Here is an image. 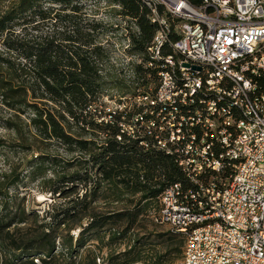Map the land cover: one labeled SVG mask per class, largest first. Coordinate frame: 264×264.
<instances>
[{"label": "trees", "instance_id": "16d2710c", "mask_svg": "<svg viewBox=\"0 0 264 264\" xmlns=\"http://www.w3.org/2000/svg\"><path fill=\"white\" fill-rule=\"evenodd\" d=\"M186 1L194 7L202 3ZM110 2L118 7L122 19L134 22L136 27L128 35L129 53L145 59L157 30L146 2ZM155 8L171 27L178 23L170 19L162 5ZM17 27L22 35L16 33ZM104 32L101 23L86 17L80 0H12L0 13L5 51V56H0L4 70L0 73L2 103L15 113L27 114L28 127L37 138L74 155L66 161L51 155L32 170L46 162L52 167L62 162L63 170L74 172L58 175L49 192L70 194L72 189L81 188V193L70 197L71 193L64 208L51 215L50 224L42 225L40 237L33 238L35 232L28 227H18L27 223L24 211L11 217L0 212V264H96L95 250L87 247L98 240L101 229L125 224L111 240L123 238L143 211L142 202H158L168 186L184 182L172 156L152 147L151 138L141 127L129 129L131 116L142 111L141 107L133 111H127V107L107 109L103 98L108 90L117 83L121 89L126 86L122 80H111L108 73L110 51L98 42ZM163 52L167 55L171 50L165 47ZM142 73L136 66L137 79L143 78ZM4 125L17 128L8 121ZM13 182L18 181L8 185ZM108 194L116 201L137 197V206L100 214L95 205ZM61 226L67 234L74 227L79 231L66 239L59 233ZM170 235L177 240L176 252L180 255L183 238L176 233Z\"/></svg>", "mask_w": 264, "mask_h": 264}, {"label": "built area", "instance_id": "2783aa9c", "mask_svg": "<svg viewBox=\"0 0 264 264\" xmlns=\"http://www.w3.org/2000/svg\"><path fill=\"white\" fill-rule=\"evenodd\" d=\"M144 1L157 30L128 70L156 85L137 90L129 129L184 176L158 199L159 223L183 238L176 264H264V0Z\"/></svg>", "mask_w": 264, "mask_h": 264}, {"label": "rangeland", "instance_id": "374dc122", "mask_svg": "<svg viewBox=\"0 0 264 264\" xmlns=\"http://www.w3.org/2000/svg\"><path fill=\"white\" fill-rule=\"evenodd\" d=\"M10 1L12 0H0V13ZM110 1L80 0V3L90 21L94 20L104 26L106 32L99 37L98 42L110 51L111 68L108 73H110L111 80H122L126 86V89H121L118 83L114 84V88L108 90L103 101L108 110L116 111L127 107V111H133L137 108L135 104H139L137 90L151 94L155 88L156 79L148 78L146 73L141 74L142 79H137L134 72L135 63L130 64L133 72L130 73L128 70L129 59L138 57L128 51L130 49L128 35L136 31V27L134 22L122 19L118 15V7ZM163 7L165 12V6ZM21 30L17 27L16 33L22 35ZM27 33L36 35V32L27 31ZM4 53L0 37V56H5ZM0 73H4L1 64ZM26 115L8 109L0 98V193L2 194L0 212L1 214L9 213L11 217L15 213L24 211L27 223L18 227L25 229L28 227L34 230L33 238H36L41 236L42 225L51 223V215L64 208V202L69 199L68 196L73 193L70 197H74L78 192L81 193V188L72 189L70 194L52 195L49 192L58 175L74 172V169L68 172L63 170L62 162L55 167L46 162L38 166L36 170H32V167H36L40 161H46L51 155L64 161L70 160L74 155L65 154L55 144L37 138L28 127ZM7 121L16 125L17 128H6L4 123ZM168 122L171 123V121ZM158 123H162L163 130L170 131L172 127L162 117ZM12 181L18 182L8 185ZM4 193L7 196H3ZM137 200V197L135 199V197L125 196L122 200L116 201L108 194L106 197L101 196L95 208L100 214L108 211L128 210L135 206ZM144 203L140 205L144 209L137 218L136 224L123 238H118L116 234L118 239L111 240L113 234L120 231L125 224L122 226L111 224L100 230L97 241L89 243L87 250H95L96 264H176L179 261L182 253L179 255L176 252L177 240L170 235L172 233L169 227L160 224L157 218L159 203L157 200ZM65 229L61 226L59 233L66 239L69 235L75 237L79 231L78 227H74L68 235ZM60 244L61 239H56L59 251L61 250Z\"/></svg>", "mask_w": 264, "mask_h": 264}]
</instances>
